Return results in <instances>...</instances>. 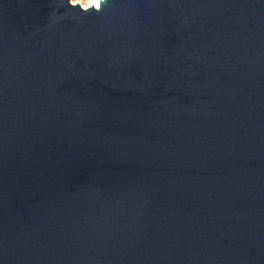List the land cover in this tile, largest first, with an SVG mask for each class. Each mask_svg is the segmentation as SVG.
I'll list each match as a JSON object with an SVG mask.
<instances>
[{"label":"water","instance_id":"95a60500","mask_svg":"<svg viewBox=\"0 0 264 264\" xmlns=\"http://www.w3.org/2000/svg\"><path fill=\"white\" fill-rule=\"evenodd\" d=\"M0 264H264V0H0Z\"/></svg>","mask_w":264,"mask_h":264},{"label":"bare ground","instance_id":"6f19581e","mask_svg":"<svg viewBox=\"0 0 264 264\" xmlns=\"http://www.w3.org/2000/svg\"><path fill=\"white\" fill-rule=\"evenodd\" d=\"M101 1L104 0H88L85 5H82L83 8H95V9H100ZM73 4H76L72 2Z\"/></svg>","mask_w":264,"mask_h":264},{"label":"rangeland","instance_id":"374dc122","mask_svg":"<svg viewBox=\"0 0 264 264\" xmlns=\"http://www.w3.org/2000/svg\"><path fill=\"white\" fill-rule=\"evenodd\" d=\"M88 0H71V2H74L79 5H85Z\"/></svg>","mask_w":264,"mask_h":264}]
</instances>
